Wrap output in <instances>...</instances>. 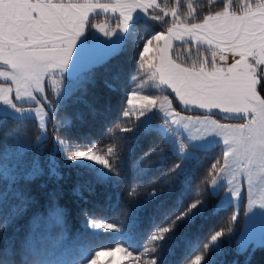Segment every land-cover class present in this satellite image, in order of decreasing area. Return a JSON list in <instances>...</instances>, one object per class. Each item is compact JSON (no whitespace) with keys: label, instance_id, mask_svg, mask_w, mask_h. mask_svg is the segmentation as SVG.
Returning <instances> with one entry per match:
<instances>
[{"label":"snow or ice","instance_id":"6c2138e0","mask_svg":"<svg viewBox=\"0 0 264 264\" xmlns=\"http://www.w3.org/2000/svg\"><path fill=\"white\" fill-rule=\"evenodd\" d=\"M208 5L190 22L181 16L182 0L170 8L159 0H0V134H9L15 160L12 171L0 163V179L13 188L0 192V228L26 225L18 241L0 245V264H100L102 255L111 264L117 253L120 264H164L177 246L185 264H222L245 199L247 221L264 216V0ZM187 8L195 19L190 0ZM101 12L118 17L116 28L98 29L103 38L91 30ZM178 47L186 58L177 57ZM94 50L104 55H85ZM229 54L231 63H219ZM97 89L122 101L104 139L56 135L71 125L53 123L70 101L93 117L103 114L91 99ZM221 144L220 158L201 174ZM121 195L126 220L98 223L96 209L118 204ZM222 209L232 210L226 228L197 243L181 232ZM74 218L78 236L70 235ZM108 233L116 234L115 246L93 244ZM257 247L264 248V232L259 241L249 232L235 241L237 255Z\"/></svg>","mask_w":264,"mask_h":264},{"label":"trees","instance_id":"16d2710c","mask_svg":"<svg viewBox=\"0 0 264 264\" xmlns=\"http://www.w3.org/2000/svg\"><path fill=\"white\" fill-rule=\"evenodd\" d=\"M239 0H234V3H238ZM159 2L168 8L174 5L175 0H159ZM193 6L196 8L197 16L195 19H192L188 16V8L187 4L189 0H182V4L184 5L180 9L181 16L183 18L189 19L190 22H198L199 19H202L203 15L206 14V10L209 8L208 0H190ZM212 10H218V6H214ZM170 19V18H169ZM106 20L110 21L111 28H115L118 22V19L113 18H103V17H94L91 20V24ZM170 24H165L161 28H156L155 30H166ZM138 31L143 34L144 28L142 25H138ZM176 55L180 59H184L187 57L188 53H186L182 48H177ZM196 53L193 51L192 57L196 58ZM132 56V50L129 49L123 53L124 61L130 63ZM121 88L127 86V82H121ZM91 99L97 102V107L103 113L102 115H98L97 117L91 116L85 106L81 103H77L70 101L65 110H61L59 114L55 117L53 123L58 121H64L65 119L71 121L70 126L60 127L56 132V135L59 137H68L72 141H76L78 138L81 143L86 142L88 139L91 140H103L105 134L104 125L111 120H114L119 115V109L122 105V101L119 98V93L113 96L106 89H97L96 93L91 95ZM106 103L111 104V111L104 112V107ZM182 109V108H181ZM77 113H83L85 119L83 122L76 119ZM182 114L186 115H194L193 111H181ZM222 122H230V123H241L242 121H224ZM29 125L28 135L30 139L35 143L36 130L32 127L31 122H27ZM159 123V121H157ZM51 124L49 127L51 128ZM52 133H49V140L46 144L41 145L44 149V155L46 156L48 151L52 148ZM108 142L106 141L102 147H106ZM13 150V142L10 139L9 134L5 130V134H0V163H3L4 167L9 169L10 171L15 169V160L14 154H9V151ZM81 150H90L88 148H82ZM221 147L217 148L216 151L212 152L210 155L204 158L203 165L201 168V174L207 169L208 165L213 162L215 159L220 158ZM31 153L28 154V158L31 157ZM172 161H169L171 163ZM167 167V165H165ZM13 191L11 180L0 179V192L10 193ZM143 191V187L141 188ZM11 201V197H9V202ZM111 204H115V201L111 202ZM109 203L102 204L95 211V219L98 223L100 222H110L115 223L119 226L121 221L126 220V213L128 212V202L121 195L120 202L115 204V206H111ZM91 207V205H89ZM232 215V210L222 209L215 217H210L205 221L200 222L198 225H192L187 229H181V232H186L191 237H195L196 239L193 241L194 243L200 242L206 238V236L210 233V230H215L217 228H226L228 218ZM239 220L235 224V235L232 236L231 240L225 244L224 255L220 257L222 264H228L230 262L236 261L237 264H264V248L257 247L255 251L249 249L247 253L243 255H237L235 250V241L238 237V234L242 228L243 223V208H241L239 214ZM3 223V219L0 218V224ZM26 225L16 224L15 226H8L6 228H0V245H9L12 241H18L20 239V233ZM70 227V235L78 236L81 230V225L77 219H72L69 222ZM102 232V231H101ZM116 234H107L100 235L93 239V244L99 247L100 244H112L115 246L117 242ZM185 250L183 246H177L176 252L168 257L165 260L164 264H185L184 261Z\"/></svg>","mask_w":264,"mask_h":264},{"label":"rangeland","instance_id":"374dc122","mask_svg":"<svg viewBox=\"0 0 264 264\" xmlns=\"http://www.w3.org/2000/svg\"><path fill=\"white\" fill-rule=\"evenodd\" d=\"M236 4V3H235ZM239 4V1L236 5ZM112 24H110L111 26ZM229 60H232V59H227V61ZM0 80H2V78H0ZM143 91V90H142ZM181 108H183V106L181 105ZM182 114V113H181ZM182 115H185V116H190L189 115H186V114H182ZM221 123H230V122H222L220 121ZM221 149L223 148V145L221 144ZM9 154H14L13 153V150H10L8 155ZM221 195H223V193H221ZM247 204H248V201L247 199H245L244 201V207L243 208V223H242V228L238 234V237L242 234V233H245V232H249L251 235H253L255 237V239L257 241H259V238L262 234V232H264V216H261L260 214H257L255 217H253L252 220L250 221H247L246 217H245V212L247 211ZM241 208L238 210V213L240 212ZM253 210H256V211H259L258 207H254ZM102 232L104 230H101ZM108 234H115V233H108ZM237 237V238H238ZM236 238V239H237ZM235 247V246H234ZM53 259H56V256L55 254L53 253V256H52ZM100 260V264H106V262L108 261V257L107 256H101L99 258ZM120 261H121V255L119 253L115 254V256L112 258V261H111V264H120ZM228 264H237L236 261H233V262H230Z\"/></svg>","mask_w":264,"mask_h":264},{"label":"crops","instance_id":"0c3cea01","mask_svg":"<svg viewBox=\"0 0 264 264\" xmlns=\"http://www.w3.org/2000/svg\"><path fill=\"white\" fill-rule=\"evenodd\" d=\"M94 17H103V18H110V19L116 18V19H118V17L116 15H112L111 13L106 15L103 12L99 13L98 15H95ZM92 25H96L97 28H93L91 30L95 31L97 33V35H100L102 38H103V31H100L98 29H105V28L112 29L111 26H110V21H106V20H101V21L95 22ZM85 55L91 56V57H98V56L104 55V51L103 50H94V51L86 52ZM227 59H232V60H229V61H226V62L225 61H221L219 63H222V64H224V66H227V64L231 63L234 58L229 54L227 56Z\"/></svg>","mask_w":264,"mask_h":264}]
</instances>
